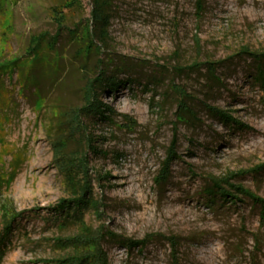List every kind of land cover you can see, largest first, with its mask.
Here are the masks:
<instances>
[{
    "label": "rangeland",
    "instance_id": "374dc122",
    "mask_svg": "<svg viewBox=\"0 0 264 264\" xmlns=\"http://www.w3.org/2000/svg\"><path fill=\"white\" fill-rule=\"evenodd\" d=\"M65 1L0 0V63H12L0 70V231L22 213L0 264H51L72 251L61 239L95 229L147 242L105 240L109 264H264L260 205L226 184L224 199L207 192L226 179L264 200V91L241 52H264V0H110L101 53L84 35L88 0ZM99 69L124 83L100 97L108 117L83 120L93 152L68 120ZM80 148L98 210L77 223L54 208L71 197L60 157Z\"/></svg>",
    "mask_w": 264,
    "mask_h": 264
},
{
    "label": "trees",
    "instance_id": "16d2710c",
    "mask_svg": "<svg viewBox=\"0 0 264 264\" xmlns=\"http://www.w3.org/2000/svg\"><path fill=\"white\" fill-rule=\"evenodd\" d=\"M81 1L82 0H67V2L65 1V6H77L81 3ZM87 2L91 9L89 12V18L86 20L84 26L85 39L89 42V45L93 44L92 46H94L95 50L101 53V49L105 47L106 40L108 38V28L112 17V4L110 0H88ZM197 2L200 3L201 1L197 0ZM197 7L198 10H201L202 8V6ZM55 18L57 19L56 24L58 28H61L63 26L62 17L56 15ZM241 52L247 55L251 62L254 63V70L251 74V77L255 84L264 91V52H251L247 49H243ZM11 65L12 63H0V70H5ZM200 65L202 64H194L190 67L198 68ZM208 70L209 73L213 75L215 68L212 65L209 66ZM122 81L123 80L116 79L115 75L102 72L101 69H99L96 75L85 78L83 95L84 104L80 108H75L71 111L68 123L71 125V132L77 133L82 138V144L85 145L88 143V150H93V152L98 151L97 149L91 147L92 141L89 140L88 128L83 120H92L96 117L99 119L108 117L105 115V113L107 111L110 112L108 109L109 107L102 103L100 97L105 90H109L110 93L116 91L119 84L124 83ZM172 91L177 95L176 99L178 108L191 114V109L186 104V99L189 98V96L186 95L185 91L179 86H174ZM204 106L210 113L216 115L224 122L235 123V120L226 112L207 104H204ZM90 122L92 123V121ZM56 145L59 147V150L64 148L62 143H57ZM173 155L174 152L170 148L168 159L163 164L162 169L160 170L156 179L158 184H165V182L168 181V164L170 163ZM58 168L65 185L70 191L71 197L66 199V201H64V199L61 200L60 204L54 208V211L58 217H61L62 214H65V216L72 221L81 223L84 219V212L87 209H91L92 211L98 210V203L96 200L92 199V193L90 189L91 179L88 173L87 154L84 153L81 148L69 155L62 154ZM262 169H264V167L258 168V170ZM222 184H226L241 192L246 197L251 199L253 203H258L260 205V213L264 212V200H260L242 187L228 184L226 179L212 180L207 192L212 196L218 195L222 199L228 197L229 193L224 187H222ZM233 200H231V202ZM21 214L22 213L8 214L5 224L0 231V261L3 258L4 249L8 244L9 236L13 230L14 223L17 221V217H20ZM97 214L99 215L100 213ZM105 240L117 241L123 244L128 250H131L134 247H139V249H141L147 243L146 241L136 242L128 239H116V237L107 230L101 231L95 229L94 232L91 231V233L86 232L82 235H75L70 238L61 239V241L66 242L67 247L71 246L72 251L65 257L54 259L50 263L109 264L108 256L103 248V242ZM171 246L176 247V243L172 242ZM171 259L172 264H177L175 261L177 259L176 256L171 255Z\"/></svg>",
    "mask_w": 264,
    "mask_h": 264
}]
</instances>
